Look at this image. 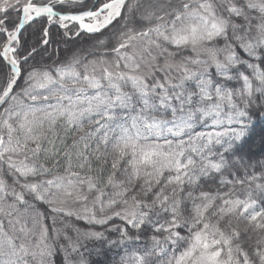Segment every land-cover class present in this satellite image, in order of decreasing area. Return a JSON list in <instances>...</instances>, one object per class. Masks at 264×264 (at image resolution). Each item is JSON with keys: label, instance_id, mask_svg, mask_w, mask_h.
<instances>
[{"label": "snow or ice", "instance_id": "1", "mask_svg": "<svg viewBox=\"0 0 264 264\" xmlns=\"http://www.w3.org/2000/svg\"><path fill=\"white\" fill-rule=\"evenodd\" d=\"M262 121L264 0H0V264H264Z\"/></svg>", "mask_w": 264, "mask_h": 264}, {"label": "trees", "instance_id": "2", "mask_svg": "<svg viewBox=\"0 0 264 264\" xmlns=\"http://www.w3.org/2000/svg\"><path fill=\"white\" fill-rule=\"evenodd\" d=\"M88 38H86L85 40L83 41H78L77 42V46H79L80 43H88ZM86 45V44H85ZM262 130H264V121L262 122H259L257 124V127L254 131V134L252 136V138L249 140V144L251 145H257V144H260V135H261V132ZM253 152L255 153V156H254V159L255 160H260V161H264V149L263 147L260 145L259 149L255 150L254 148L252 149ZM81 227H84L85 225L81 222ZM109 257L110 258H115L113 254H109Z\"/></svg>", "mask_w": 264, "mask_h": 264}, {"label": "rangeland", "instance_id": "3", "mask_svg": "<svg viewBox=\"0 0 264 264\" xmlns=\"http://www.w3.org/2000/svg\"><path fill=\"white\" fill-rule=\"evenodd\" d=\"M87 37H85L84 38V40L86 39ZM84 44H87V43H84ZM60 56L61 57H63L64 55H65V53H64V51H63V46H60ZM260 145H261V143L260 144H255V145H253V148L255 149V150H257V149H259V147H260ZM263 149H264V147H263Z\"/></svg>", "mask_w": 264, "mask_h": 264}]
</instances>
